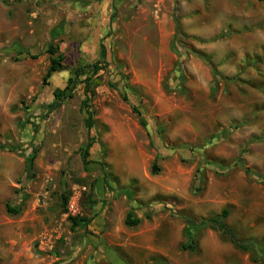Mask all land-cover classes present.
I'll return each mask as SVG.
<instances>
[{
  "label": "rangeland",
  "instance_id": "1",
  "mask_svg": "<svg viewBox=\"0 0 264 264\" xmlns=\"http://www.w3.org/2000/svg\"><path fill=\"white\" fill-rule=\"evenodd\" d=\"M0 264H264V0H0Z\"/></svg>",
  "mask_w": 264,
  "mask_h": 264
},
{
  "label": "trees",
  "instance_id": "2",
  "mask_svg": "<svg viewBox=\"0 0 264 264\" xmlns=\"http://www.w3.org/2000/svg\"><path fill=\"white\" fill-rule=\"evenodd\" d=\"M180 27L179 25H177V31H179ZM46 53L49 54V58H50V66L47 70L45 79H47L48 77L51 76V74L54 71H58L61 69L62 67V62L65 59V56L63 54V52L60 51L58 45L53 44L52 42H48L46 44V48H45ZM106 48L103 44H101V49H100V56L103 60L106 59ZM88 68H90L91 71V75L89 74V71L87 70ZM101 66L98 65V63H94V64H78L77 68L75 69V76L76 77H80L82 75H86L85 78L82 80L83 84H84V90L87 96V98L85 99V106H86V112H87V117H86V126L88 128H91L94 124L93 121V114L94 111L89 109V103L88 100L90 99V97L93 94V90L91 89V86L95 85L96 82L93 80L94 75H96L99 71H100ZM72 80L70 79L69 82H71ZM72 92H73V87L71 84H67L64 88L62 89H57L54 91V96H55V101L53 103H51L49 105V108L51 110L56 109L57 107H59L61 105V102L68 97L72 96ZM133 109L135 111H137L138 115L141 116L140 112H138L136 107H133ZM140 121L141 117H140ZM94 140L93 138H89V140L87 141L86 145H85V150H84V158L88 155V151L89 148H91V146L93 145ZM36 156V151H34L31 156L27 159V165H26V177L27 178H31L34 175L33 172V165H34V158ZM158 171V166L154 165L152 168V172L153 173H157ZM67 204V198L64 197L63 198V205L64 208L66 207ZM7 209L9 212L12 213H19L20 212V207L16 208L11 206L10 204L7 205ZM228 210L224 209L219 215L216 216H211V217H206V218H202L200 220H196L195 218L192 217H188V216H183L185 223H186V230L188 233V240L189 242L184 244L183 247L184 248H190L193 246V243L195 241L194 239V233L197 232L199 227H210L222 234H224L225 236H227V238L229 239L230 242H232L233 244H235L238 248H240L241 250L247 251V250H256V251H263V247L261 245H259L256 241L254 240H241L237 237L236 233L234 232V230L232 228H230L226 223H225V218L228 216ZM69 220L71 221V228L74 229L75 227H77L78 225H80V223H82L83 221H87V219L85 217H78V216H73V215H69ZM140 222L139 218H133V214L132 212H129L126 216L125 219V224L128 226H135Z\"/></svg>",
  "mask_w": 264,
  "mask_h": 264
}]
</instances>
